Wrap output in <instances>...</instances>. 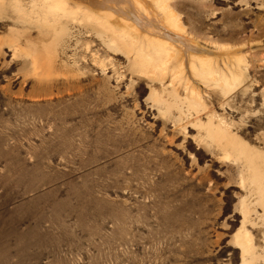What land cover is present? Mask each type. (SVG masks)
<instances>
[{
  "label": "rangeland",
  "instance_id": "1",
  "mask_svg": "<svg viewBox=\"0 0 264 264\" xmlns=\"http://www.w3.org/2000/svg\"><path fill=\"white\" fill-rule=\"evenodd\" d=\"M15 1L0 0V264H264V0H167L229 89L189 87L175 63L146 73L103 30Z\"/></svg>",
  "mask_w": 264,
  "mask_h": 264
},
{
  "label": "bare ground",
  "instance_id": "2",
  "mask_svg": "<svg viewBox=\"0 0 264 264\" xmlns=\"http://www.w3.org/2000/svg\"><path fill=\"white\" fill-rule=\"evenodd\" d=\"M16 1L20 2L22 0H16ZM43 1L47 4L46 5L47 9H45V11L50 10V12L53 13L55 12V17L56 15L58 16L57 17L58 19H54V17L51 18L54 19L52 20L54 21V23L56 21L61 22L60 18L65 16L66 18H68V20L71 21L82 20L85 21V23H90V25H92L93 28L96 27L101 31L103 30L102 33L104 34H102L101 32L100 34L101 36L107 34V37L109 39L108 45L114 46L116 51H123L128 55L132 54L134 67L140 70H146V73L147 70L153 71L155 70V68H158L159 69L158 71L163 72L165 71V69L168 68L171 69L170 65L175 63L176 67H174V70L172 69L173 75L175 76V78H179V79L184 78V76L187 77V79L185 78L187 85L189 84V82L194 80L193 76H200L204 81L214 80V83H218V82L219 84L221 83L223 87H225V89H229L231 85L233 86V81L231 79L232 77H230L231 79L230 80L227 76L223 75L222 72L214 66L212 60L209 58L210 56L209 57L206 56L203 49L193 46L190 43L189 39H187L184 36V34L182 33L183 28L181 21L175 15L174 10H172L173 8L170 7V4L167 0H155L157 8L161 11V13H159L158 15L160 16V18L158 20V23L156 24L152 23L150 20L151 18L149 19L147 16V13H149V9H148L149 7L147 5L146 0H43ZM32 3L34 4V2ZM41 4L42 3H40L39 5L45 8ZM20 6L22 5L20 4ZM35 8L33 10H35ZM38 8L40 9L39 6ZM21 10L24 9L22 8ZM18 11L20 13V10ZM42 11L43 9L41 10V12ZM22 12L24 13V11ZM27 12L30 11H26V14H28ZM44 14L45 13L42 14L43 19L44 17L46 18ZM21 16H23L24 18L26 15L24 16L23 14ZM62 29H68L67 24L64 25ZM50 57H51V53L50 51H48L46 56L41 57L43 58L41 64H43L47 60L48 65L52 66L53 64H50L51 63ZM37 58L38 56H35L33 62H37L38 60ZM192 74L194 75L192 76ZM235 78L236 80L233 79L234 83H236L238 78L241 79V75ZM239 81L241 80H238V82ZM190 84L188 85L189 87ZM192 89L194 90L195 87L191 88V90ZM192 92L194 93L196 91H192ZM240 143L241 142L239 141L238 144L240 145ZM244 145L245 144H243L242 146L244 147ZM245 235L246 234H244L243 236ZM247 239L250 242L249 236ZM248 247H250L249 249L251 250L253 249L251 248V245ZM248 247L245 244L243 249L247 251Z\"/></svg>",
  "mask_w": 264,
  "mask_h": 264
}]
</instances>
